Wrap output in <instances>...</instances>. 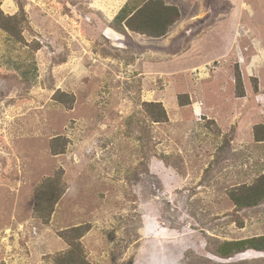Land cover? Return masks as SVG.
<instances>
[{"label": "rangeland", "instance_id": "obj_1", "mask_svg": "<svg viewBox=\"0 0 264 264\" xmlns=\"http://www.w3.org/2000/svg\"><path fill=\"white\" fill-rule=\"evenodd\" d=\"M129 1L0 0L29 25L19 43L0 31V264H54L80 225L89 264H264L213 255L264 236V203L228 197L264 172V0H164L180 18L160 38L112 25ZM58 171L45 222L35 190Z\"/></svg>", "mask_w": 264, "mask_h": 264}, {"label": "trees", "instance_id": "obj_2", "mask_svg": "<svg viewBox=\"0 0 264 264\" xmlns=\"http://www.w3.org/2000/svg\"><path fill=\"white\" fill-rule=\"evenodd\" d=\"M179 18L178 9L165 4L164 0H131L117 12L112 25L117 28L124 26L131 32L150 38H160ZM28 26L26 15L21 7L19 12L12 16L5 15L0 10V31L5 33L9 41L21 42L22 32ZM234 85L235 96L244 97L242 79L237 67H234ZM184 104L179 100V105ZM143 109L151 122L160 123L166 119V113L160 103H143ZM252 136L255 142H264V126L257 124L252 129ZM59 140H61L60 137L52 140L50 148L53 155L63 153L64 146H60L59 149L56 144ZM60 174L61 172L58 171L56 176L43 180L35 190L33 214L45 222L49 220L54 206L65 190ZM228 197L234 205V213L263 204L264 172L250 186L231 189ZM237 222L238 225L242 224L240 221ZM88 229L86 225H80L62 232V238L66 240L69 248L66 252L54 256V264H89L79 242ZM247 251L264 253V236L224 242L213 255L219 259L228 260Z\"/></svg>", "mask_w": 264, "mask_h": 264}, {"label": "crops", "instance_id": "obj_3", "mask_svg": "<svg viewBox=\"0 0 264 264\" xmlns=\"http://www.w3.org/2000/svg\"><path fill=\"white\" fill-rule=\"evenodd\" d=\"M247 252H252V251H247Z\"/></svg>", "mask_w": 264, "mask_h": 264}]
</instances>
